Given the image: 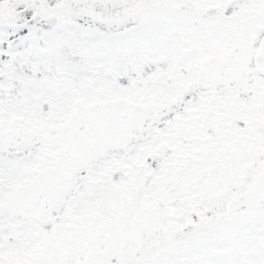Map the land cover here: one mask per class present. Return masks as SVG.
Wrapping results in <instances>:
<instances>
[{"label": "snow or ice", "instance_id": "obj_1", "mask_svg": "<svg viewBox=\"0 0 264 264\" xmlns=\"http://www.w3.org/2000/svg\"><path fill=\"white\" fill-rule=\"evenodd\" d=\"M0 264H264V0H0Z\"/></svg>", "mask_w": 264, "mask_h": 264}]
</instances>
